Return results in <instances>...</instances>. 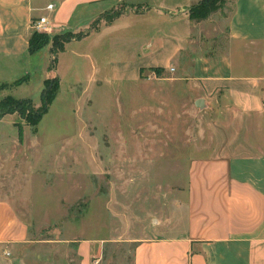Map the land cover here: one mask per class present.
<instances>
[{
    "label": "rangeland",
    "instance_id": "374dc122",
    "mask_svg": "<svg viewBox=\"0 0 264 264\" xmlns=\"http://www.w3.org/2000/svg\"><path fill=\"white\" fill-rule=\"evenodd\" d=\"M222 1L212 19L226 34L235 0ZM141 8L119 1L86 28L45 31L51 45L83 37L66 43L54 63L48 46L0 73L9 82L0 99L27 98L35 108L45 79H59L36 130L16 112L0 119V198L12 201L31 240L2 249L3 264H76L80 239L100 241L93 264H133L138 239L174 235L182 227L190 161L220 154L217 112L198 106L194 83L173 71L119 80L123 70L168 66L164 54H152L155 44L140 49L159 44L153 37L169 31L170 23L154 14L93 32L102 19ZM206 49L215 50V42Z\"/></svg>",
    "mask_w": 264,
    "mask_h": 264
},
{
    "label": "crops",
    "instance_id": "0c3cea01",
    "mask_svg": "<svg viewBox=\"0 0 264 264\" xmlns=\"http://www.w3.org/2000/svg\"><path fill=\"white\" fill-rule=\"evenodd\" d=\"M119 1L143 8L108 23L102 19L93 32L131 16L144 20L154 14L169 22L168 32L153 37L159 44L147 42L140 49L155 44L151 52L165 55L164 70L194 83L198 99L217 112L212 120L221 141L215 149L220 154L189 163L182 227L174 235L138 239L133 264H264V0H235L225 19L226 34L213 24L214 14L201 21L189 17V8L199 0L172 5L168 0H0V73L41 50L29 52L32 23L39 17H48L52 31L78 30ZM50 3L53 8L47 7ZM220 34L222 39L213 41ZM214 42L215 50H207ZM146 67L154 66L123 70L119 80L138 81L153 71ZM30 241L28 225L12 201L0 198V264L2 249ZM100 246L99 240L80 239L76 264H93Z\"/></svg>",
    "mask_w": 264,
    "mask_h": 264
},
{
    "label": "trees",
    "instance_id": "16d2710c",
    "mask_svg": "<svg viewBox=\"0 0 264 264\" xmlns=\"http://www.w3.org/2000/svg\"><path fill=\"white\" fill-rule=\"evenodd\" d=\"M222 0H199L197 3L191 5L189 8V17L192 20L201 21L207 19L211 14L215 13L220 7ZM221 2V3H220ZM116 16H119L118 14ZM87 34V31L86 33ZM83 34L79 33L77 35H72L63 39L61 41H53L51 45V52L53 54V63L57 59V53L64 49L65 44L75 39H81ZM50 39L47 33H40L37 30H34L29 37V52L35 53L38 50L45 47L50 43ZM54 65H51L50 69L53 68ZM153 71L159 73L164 70L162 67H153L151 68ZM28 76H23L16 79L14 82L10 84H20L25 81ZM9 82L0 81V90L7 89L9 87ZM59 88V79L56 77L55 82L51 83V81L46 78L44 81V87L41 91V104L36 108L33 107L30 99L27 98H16L11 95H5L0 99V119L3 118L6 114L10 113H18L19 116L25 120L26 124L31 126L34 130H36L39 122L43 118V116L48 112L49 107L53 100L56 97L57 89ZM20 136H22V131L19 129Z\"/></svg>",
    "mask_w": 264,
    "mask_h": 264
},
{
    "label": "built area",
    "instance_id": "2783aa9c",
    "mask_svg": "<svg viewBox=\"0 0 264 264\" xmlns=\"http://www.w3.org/2000/svg\"><path fill=\"white\" fill-rule=\"evenodd\" d=\"M48 8H53L54 7V3H50L47 6ZM34 30L37 31H50L51 30V25L49 24V19L47 16H41L39 17L36 21H34L32 23ZM170 70H174L173 67L170 68ZM8 254V253H7Z\"/></svg>",
    "mask_w": 264,
    "mask_h": 264
},
{
    "label": "water",
    "instance_id": "95a60500",
    "mask_svg": "<svg viewBox=\"0 0 264 264\" xmlns=\"http://www.w3.org/2000/svg\"><path fill=\"white\" fill-rule=\"evenodd\" d=\"M196 104H197L198 106L203 105V100H202V99H198L197 102H196Z\"/></svg>",
    "mask_w": 264,
    "mask_h": 264
}]
</instances>
